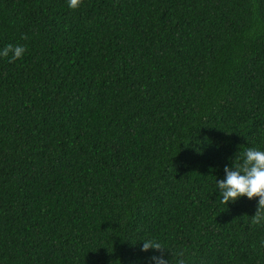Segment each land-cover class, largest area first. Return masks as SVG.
<instances>
[{
  "label": "trees",
  "instance_id": "obj_1",
  "mask_svg": "<svg viewBox=\"0 0 264 264\" xmlns=\"http://www.w3.org/2000/svg\"><path fill=\"white\" fill-rule=\"evenodd\" d=\"M8 43L0 264H145V235L264 264L257 198L214 184L264 147V0H0Z\"/></svg>",
  "mask_w": 264,
  "mask_h": 264
},
{
  "label": "clouds",
  "instance_id": "obj_2",
  "mask_svg": "<svg viewBox=\"0 0 264 264\" xmlns=\"http://www.w3.org/2000/svg\"><path fill=\"white\" fill-rule=\"evenodd\" d=\"M79 3L80 0H67L69 8H76ZM24 51V45L8 43L0 48V56L11 61L21 57ZM214 184L221 203L235 201L240 196L256 197V210L250 218L252 223L264 224V147L248 146L236 153L231 164L224 165L222 178H215ZM139 239L142 252L151 250L145 264H191L182 250H174L157 237L145 235ZM260 244L264 245V238Z\"/></svg>",
  "mask_w": 264,
  "mask_h": 264
}]
</instances>
